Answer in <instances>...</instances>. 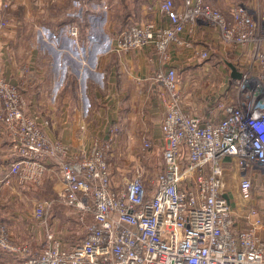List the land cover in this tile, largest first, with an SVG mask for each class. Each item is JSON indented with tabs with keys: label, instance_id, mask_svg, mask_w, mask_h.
<instances>
[{
	"label": "built area",
	"instance_id": "built-area-1",
	"mask_svg": "<svg viewBox=\"0 0 264 264\" xmlns=\"http://www.w3.org/2000/svg\"><path fill=\"white\" fill-rule=\"evenodd\" d=\"M159 7L167 25L153 20L129 24L108 48L122 53L150 47L161 64L150 79L163 113V165L149 176L138 167L134 177L113 187L108 156L117 125L93 138L88 148L73 150L48 136L0 68V123L15 155L0 184L10 176L20 184H38L52 165L63 185L56 195L80 221L90 216L84 235L63 245L47 221L53 199L37 201L33 215L44 225L45 236L35 249L16 241L0 220V249L20 264H264V239L257 236L262 217L251 201L253 175H264V13L256 17L237 3L226 15L205 0H184L180 7L161 0ZM8 8L9 1L0 0V32L8 26ZM198 23L215 30L223 46L252 49L244 63H235L242 74L230 79L234 99L229 93L208 109L188 112L177 67L167 63L171 47L189 46L181 35ZM68 35L82 52L76 22L69 24ZM210 53L198 51L204 60ZM142 143L151 146L147 138ZM229 169L237 180L242 225L235 223L225 186Z\"/></svg>",
	"mask_w": 264,
	"mask_h": 264
},
{
	"label": "crops",
	"instance_id": "crops-1",
	"mask_svg": "<svg viewBox=\"0 0 264 264\" xmlns=\"http://www.w3.org/2000/svg\"><path fill=\"white\" fill-rule=\"evenodd\" d=\"M8 1L9 8L5 13L8 26L0 32V66L3 74L8 77L15 78L21 74L22 57L20 61L18 56L28 54L27 29L28 24L32 23L30 20L35 16L32 44L42 46L38 48L42 50L41 54L45 55L44 60V56L38 58L44 63L39 62L40 74L47 68L44 75L48 77L44 79L45 84L37 90L31 86L27 97L31 103L44 104L43 109L40 106L37 120L51 138H62L74 150L77 147L88 148L92 134L99 133L98 130L102 127L94 128V124L104 123V130H101L104 132L106 125L109 126L111 121L117 122L121 130L124 127L129 131H132L135 125L144 127L154 119L160 123L162 108L156 101L150 79L161 66L154 50L145 47L115 53L110 52L108 48L114 43L116 34L129 24L153 20L167 25L168 21L159 7L161 0ZM172 1L180 7L184 0ZM205 1L218 7L226 15L237 3L247 6L256 17L264 13V0ZM71 22H76L81 28L82 52L72 45L69 38L68 26ZM181 37L190 43L189 46L171 47L167 64L185 66L184 77L189 81L204 68L209 71L212 67L208 61L197 57L198 51L209 49L219 56L229 55L242 63L251 54L252 45L223 46L215 30L199 23L187 27ZM82 58L86 64L82 62ZM37 72L39 73V70ZM186 83L184 81V86ZM189 98L191 97H185L183 103L184 110L188 112H194L197 104H205L192 103ZM50 103L56 106H51ZM207 105L211 106V103ZM53 107H57L60 118H57V112L52 114ZM159 123L158 131L162 141ZM13 159L12 138L0 123V178L3 180ZM51 172L58 174L52 165H48L44 176ZM257 175H253V179ZM232 178L237 184L234 173ZM58 182L63 186L60 180ZM36 184H20L12 176L8 178L7 183L0 184V220L7 225L13 238L17 239L19 230L28 231L27 239L37 232L36 229L40 233V227H29L26 224L27 219L31 218L30 214L11 212L7 205L11 197L22 199L29 195V191L37 186ZM55 186L54 191H58L60 188L55 189ZM237 224L242 225L243 220ZM257 233L264 239V218ZM37 238L39 241L40 237ZM2 263L20 264V261L0 250V264Z\"/></svg>",
	"mask_w": 264,
	"mask_h": 264
},
{
	"label": "rangeland",
	"instance_id": "rangeland-1",
	"mask_svg": "<svg viewBox=\"0 0 264 264\" xmlns=\"http://www.w3.org/2000/svg\"><path fill=\"white\" fill-rule=\"evenodd\" d=\"M30 21L32 23L28 24L29 28L27 29V34L29 36L27 44L28 54L24 53L23 56H18V59L22 57V61L20 59V61L22 62V64L20 62L21 74H19V76L15 78L8 77L5 74L3 75L5 78L10 80L11 82H14L18 86L21 95L26 103L27 110L38 117L37 113L40 110V106L41 109H43L44 104L31 103V101L27 97V92L31 88V86H33L34 89L37 90L39 86L44 85V79H47L48 75H44L47 68L43 69L42 75L40 74L41 70L39 62L42 64L44 63L38 58L44 56V60L45 55H42V50L38 49L41 45L38 46L32 44L31 37L34 32V23L36 24L35 16ZM77 27L79 31V42L81 43V28L78 24ZM225 51L228 52V50ZM197 57H199V55H197ZM210 59L211 61H209ZM205 61H208L212 65V67H210L209 71H207L206 73L201 71L199 74L193 75L190 81L184 77L186 74L185 66L177 67L179 87L183 91L184 100L185 97L189 96L191 97L189 99H191L192 103H205L202 104V106H199L197 104L195 106L194 112L208 109L209 106L207 105V103H211L212 105L214 101H218L220 98H227L230 95L229 93H231L232 99H234V96L232 94L233 92L230 91V79L235 78H231V76L229 75L228 63H233L236 66L235 63H237V61L235 59H232L229 55H222L221 57L218 54L212 52L210 53L209 58ZM0 68L2 71L1 66ZM37 70H39V73L37 72ZM184 81L187 82L186 86H184ZM148 101L151 105L150 99H148ZM50 105L56 106V104L52 103H50ZM56 108L57 107H53L52 114L57 112ZM58 112L56 113V115L57 118H60V114ZM158 123L159 122L154 119L152 123H147L146 125H144V127H141V125H135L133 130L129 131L124 127L123 130H121V126L117 124V122L111 121L109 123V126L106 125V132L104 131L105 133L101 132V130H104V123L100 125L94 124V128L102 126L98 130L101 133L96 132L97 134H92V137L89 140V144L95 137H104L107 133L108 128L114 124L117 125L118 129H120L117 136L114 138L113 145L108 156V166L113 187H120L127 179L134 177L137 173L138 167H143L144 175L149 176L163 165L161 150L162 141L160 139L158 131ZM144 138H147L150 141L151 146L149 148H145L143 146L142 142ZM58 139L64 141L62 138ZM226 174L227 176L225 179V186L232 196V207L233 210L237 213L235 217V223L237 224L241 220V214L243 213V210L239 205V198L236 195L237 184L236 181L232 178V169H229ZM59 180L60 176L51 172L50 174H46L42 178V180L38 184H36L37 186H34L33 189L29 191V195H26V197H22V199H13L11 197L9 199L7 205L8 209L11 212L16 211L19 213H24L26 215L30 214L31 218L27 219L26 224L29 227H40V233H38L39 230L36 229L37 232L34 235H31L30 239H27L28 231L26 232V230H19L20 235L16 236V241L28 242L30 244V247L33 249L40 247V244L44 241L45 236L44 225L34 217L33 208L37 201L44 199H53V205L48 209L47 212V221L49 222L50 226L53 225L55 227V230H57V236L62 241L63 245H70L72 243H75L84 235V222H88L90 220V216L86 215L84 218V222L80 221L75 210L56 195V191H54V186L56 185V183L58 184L57 186H55V189L62 187L58 182ZM251 192V201L259 209L261 217L264 218V216H262L264 215V175H257L254 179H252ZM257 236L262 239V237L258 233ZM37 237H40L39 241Z\"/></svg>",
	"mask_w": 264,
	"mask_h": 264
},
{
	"label": "water",
	"instance_id": "water-1",
	"mask_svg": "<svg viewBox=\"0 0 264 264\" xmlns=\"http://www.w3.org/2000/svg\"><path fill=\"white\" fill-rule=\"evenodd\" d=\"M228 67H229V75L231 76V78L238 79L241 77L242 73L236 68V66L233 63L232 64L228 63Z\"/></svg>",
	"mask_w": 264,
	"mask_h": 264
}]
</instances>
